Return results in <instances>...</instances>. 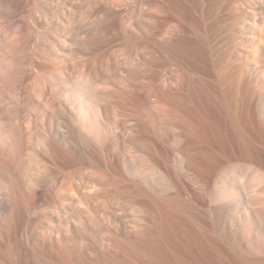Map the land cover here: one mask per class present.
Listing matches in <instances>:
<instances>
[{
    "label": "bare ground",
    "instance_id": "obj_1",
    "mask_svg": "<svg viewBox=\"0 0 264 264\" xmlns=\"http://www.w3.org/2000/svg\"><path fill=\"white\" fill-rule=\"evenodd\" d=\"M211 246L264 264V0H0V264Z\"/></svg>",
    "mask_w": 264,
    "mask_h": 264
},
{
    "label": "rangeland",
    "instance_id": "obj_2",
    "mask_svg": "<svg viewBox=\"0 0 264 264\" xmlns=\"http://www.w3.org/2000/svg\"><path fill=\"white\" fill-rule=\"evenodd\" d=\"M223 173V172H222ZM241 208V200H240V203H239V205H237V210H239ZM195 229V231L193 230V228H191L190 229V235H189V237H191V236H194L195 238L193 239V237H191L193 240H196L195 242L197 243V240L199 239H201V240H204V238L203 237H205V235H202V233H201V231L199 232V230H197V234H196V228H194ZM253 229H254V225H252V226H250V228L249 229H246V231H244V233H243V236L246 238V240H257V236L255 235V233L253 232ZM193 231V232H192ZM198 232H199V234H201L200 235V237H202V238H199V237H197V236H199V234H198ZM193 233V234H192ZM195 234V235H194ZM200 240V241H201ZM192 247V246H191ZM192 248H194V246L192 247ZM210 248V249H209ZM207 247V249H208V252H207V250H206V252H207V255H205L206 254V252L203 254V255H205V256H207L208 257V259H207V257H205V256H198V254L196 253V252H193V253H196V254H193V256H192V258L194 259V263H193V259H190L191 261L190 262H192L193 264H195V263H202V264H220V262H222L221 264H223L224 263V258L223 257H227V254H229L230 253V251L229 250H226L225 249V251L226 252H224V251H222V252H224V253H221L220 251L222 250V248L220 247V251L218 252V250H219V248H218V250H216V248L215 249H213V247L211 246V247ZM211 250H214V251H211ZM215 250H216V252H215ZM224 250V249H223ZM262 252V251H261ZM260 251H258V255H256V256H258L259 258L260 257H262V258H264V251L261 253ZM212 253H213V255H212ZM219 253V254H218ZM227 253V254H226ZM218 254V258H220V256H222V255H224L225 254V256H222L221 257V261H217V260H219L218 258H217V255ZM231 255L229 256V257H227L228 259H229V263L228 264H233V263H231V262H233L234 261V264L238 261V260H233V259H235V257H231L232 256V253H230ZM195 255V256H194ZM198 256V257H197ZM203 259H202V258ZM214 257V258H213ZM216 257V258H215ZM198 258H201L202 259V261H201V259H198ZM208 260V261H206V259ZM222 258H223V260H222ZM230 258H233V259H231L230 260ZM226 259V258H225ZM228 259H226V260H228ZM198 260V261H197ZM225 260V261H226ZM197 261V262H196ZM203 262H205V263H203ZM207 262V263H206ZM217 262V263H216ZM227 262V261H226ZM239 262V261H238ZM237 262V263H238ZM241 262V261H240ZM239 262V264H243V262H241L240 263ZM225 264H227V263H225Z\"/></svg>",
    "mask_w": 264,
    "mask_h": 264
}]
</instances>
